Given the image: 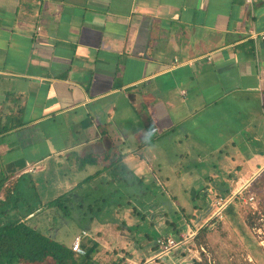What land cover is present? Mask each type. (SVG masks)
I'll list each match as a JSON object with an SVG mask.
<instances>
[{"label": "crops", "instance_id": "obj_1", "mask_svg": "<svg viewBox=\"0 0 264 264\" xmlns=\"http://www.w3.org/2000/svg\"><path fill=\"white\" fill-rule=\"evenodd\" d=\"M263 34L264 0H0V177L25 175L39 196L48 174L56 195L86 178L154 187L178 147L223 161L201 189L252 193Z\"/></svg>", "mask_w": 264, "mask_h": 264}, {"label": "rangeland", "instance_id": "obj_2", "mask_svg": "<svg viewBox=\"0 0 264 264\" xmlns=\"http://www.w3.org/2000/svg\"><path fill=\"white\" fill-rule=\"evenodd\" d=\"M211 131L208 133L216 134V127ZM176 149L171 147L164 155L167 162L152 179L154 187L145 186L149 179L118 187L106 179H93L72 197L76 202L79 196L88 195L82 209L64 216L61 210L45 205L37 214L36 226L69 247L85 230L82 243L90 246L91 241L99 242L92 253L99 264H194L204 258L210 264H264V174L254 179L252 193L240 189L223 198L228 200L226 209L216 189H201L220 180L207 178L205 171L212 164L217 169L223 161L207 155L193 163L191 158L175 157L172 152ZM221 149L234 150L218 147L216 151ZM209 159L213 162H205ZM49 176L43 179L38 195L43 200L60 195L53 194ZM157 181L161 185L156 186ZM30 183L27 179L26 187ZM202 229L206 231L204 243H198ZM158 236H169L180 243L164 257L156 258Z\"/></svg>", "mask_w": 264, "mask_h": 264}, {"label": "trees", "instance_id": "obj_3", "mask_svg": "<svg viewBox=\"0 0 264 264\" xmlns=\"http://www.w3.org/2000/svg\"><path fill=\"white\" fill-rule=\"evenodd\" d=\"M25 181V175L15 180H9V177L5 175L0 177V264H99L92 257L96 246L98 247L97 242L91 241L90 246L83 242L84 254H79L69 246L49 237L27 219L28 215L34 214L45 205L61 210L64 216L71 215L74 209H82L88 195L85 193L79 196L76 202L72 197L84 184H89L92 178H86L77 187L58 195L45 204H42L34 185L26 187ZM109 181L120 183L124 180ZM228 194L227 188L217 191V195L222 199ZM88 206L90 204L87 203ZM253 218L254 216L249 221L250 225L253 224ZM205 233L204 229L198 232V243H204ZM194 264L210 263L204 258L202 261L195 260Z\"/></svg>", "mask_w": 264, "mask_h": 264}, {"label": "built area", "instance_id": "obj_4", "mask_svg": "<svg viewBox=\"0 0 264 264\" xmlns=\"http://www.w3.org/2000/svg\"><path fill=\"white\" fill-rule=\"evenodd\" d=\"M254 0H245L246 3L248 4H252ZM262 37L264 38V34L262 35ZM29 170H33L32 167H29L28 168ZM240 189L242 188H239L237 189V192L240 191ZM236 192V193H237ZM234 194V193H233ZM219 200L221 201H225L223 200L222 198H219ZM249 200H253V197H250ZM222 203H225L223 205V207H226L227 203H228V200L225 201V202H222ZM87 233L85 230H81V233L77 234L71 245H70V248L75 251L76 253H79V254H84V248L82 247V239H83V236H85ZM180 241L179 240H176L172 237H169V236H158L156 239H155V245L157 246V253L155 255L156 258H161V257H164L165 255H167L173 248L175 247H178Z\"/></svg>", "mask_w": 264, "mask_h": 264}]
</instances>
